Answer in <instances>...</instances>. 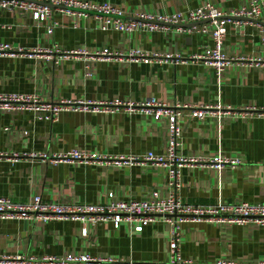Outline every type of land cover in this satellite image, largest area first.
Listing matches in <instances>:
<instances>
[{"label": "crops", "instance_id": "1", "mask_svg": "<svg viewBox=\"0 0 264 264\" xmlns=\"http://www.w3.org/2000/svg\"><path fill=\"white\" fill-rule=\"evenodd\" d=\"M86 1L111 3L127 20L138 12H185L207 1L224 12L244 3ZM52 21L56 26L47 33L51 20L38 22L28 12L0 9V43L21 49L15 55L0 54V92L37 94L53 103L118 100L121 105L107 112L62 111L52 121L32 111H0V197L25 203L40 195L44 202L92 204L105 202L108 193L120 200L144 199L153 191L167 196L165 166L126 159L166 151L167 121L154 120L137 107L128 109V103L154 98L166 107H177L178 155L239 161L222 169L201 164L181 167L176 193L181 201L213 205L263 199L264 117L191 115L193 109L208 105L264 107L263 22L242 19L237 24L235 18L226 22L221 51L230 63L217 72L198 57L214 46L210 33L195 29L203 22L123 33L102 29L93 13L55 10ZM104 49L117 54H96ZM134 50L147 53L148 59L130 60L127 55ZM73 150L110 158L52 163L29 156ZM174 228L181 257L193 263L256 264L264 259V231L255 224L186 221L173 227L158 220L135 232L125 224L115 228L110 221L83 225L74 220L10 219L0 222V264H43L44 258L67 254L113 259V264H169L168 244Z\"/></svg>", "mask_w": 264, "mask_h": 264}, {"label": "built area", "instance_id": "2", "mask_svg": "<svg viewBox=\"0 0 264 264\" xmlns=\"http://www.w3.org/2000/svg\"><path fill=\"white\" fill-rule=\"evenodd\" d=\"M0 9L19 12L20 14L28 12L38 22L51 20L47 33H51L54 26H56V23L52 21L55 10L68 14L77 12L80 15L93 13L100 19V27L102 29H114L123 33H131L135 30L154 31L164 29L170 24L181 25L182 23L194 24L203 22L200 27L188 28V31L195 28L197 31L210 33L214 46L205 48L198 57L202 58L205 63L212 66L217 72H221L230 63V59L221 51L222 41L226 34V22L235 18L237 19L235 21L237 24H240L238 20L241 21L242 19L258 20L264 23V0H244L240 7L230 12L220 11L214 4L207 1L185 12L175 11L170 14L138 12L129 20L124 18V12L120 8L111 3H93L86 0H0ZM20 50L9 44L0 43V54L15 55ZM96 54L109 57L117 53L104 49ZM127 56L130 60H145L149 57L147 53L140 50H134ZM117 105H121L118 100L96 103L80 100H61L53 103L44 101L37 94L0 92V111H32L36 114L38 113L39 117H44L50 121L55 120L62 111L107 112ZM134 107L140 108L154 120L165 119L167 121V147L164 154L155 155L149 152L142 157L126 158L127 161H148L165 166L168 170L169 193L167 196L162 197L157 191H153L144 199L120 200L114 199L113 193H108L105 202L92 204L44 202L40 195H33L30 201L25 203L13 202L7 197H0V222L10 219L26 221L61 219L79 221L83 225H95L100 222L110 221L115 228L125 224L132 227L133 231L140 232L144 226L158 220L165 221L173 227H177L178 223L193 221L213 224H255L264 231V197L258 203L242 201L238 203L199 205L181 201L176 194L180 187L179 171L181 167L201 164L222 169L226 166L234 167L239 161L222 156L184 157L178 155L176 146L180 135V127L177 119L179 114L177 107H166L154 98H148L140 103H128L129 111ZM191 115L197 118H202L206 115L230 116L233 118H244L252 115L264 117V107L230 109L222 108L218 105H208L193 109ZM29 156L38 157L52 163L88 162L110 158L78 150L52 156L45 153H31ZM111 160L119 162L122 159ZM82 232L84 235L87 234L86 228H83ZM178 241L176 229L174 228L168 244L169 264H196L189 259L181 257ZM42 261L43 264H113L115 262V260L108 258L94 259L89 255L72 254H67L60 258L47 257ZM215 264L240 263L230 260H218ZM256 264H264V259Z\"/></svg>", "mask_w": 264, "mask_h": 264}]
</instances>
